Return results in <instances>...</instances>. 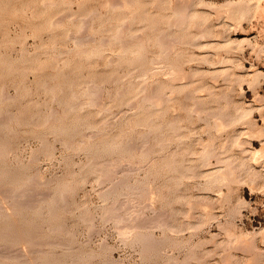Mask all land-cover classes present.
Returning <instances> with one entry per match:
<instances>
[{
    "label": "rangeland",
    "instance_id": "1",
    "mask_svg": "<svg viewBox=\"0 0 264 264\" xmlns=\"http://www.w3.org/2000/svg\"><path fill=\"white\" fill-rule=\"evenodd\" d=\"M128 1L0 0V264H264V0ZM122 22L135 42L127 51L113 43ZM158 39L170 56L156 65ZM92 80L101 91L88 103ZM160 86L173 102L155 103ZM205 112L215 116L209 124ZM173 120L183 129L164 126L169 140L160 142L159 126ZM206 143L216 150L209 164ZM224 156L233 177L210 182L207 172L229 164ZM187 165L198 175L182 177Z\"/></svg>",
    "mask_w": 264,
    "mask_h": 264
},
{
    "label": "bare ground",
    "instance_id": "2",
    "mask_svg": "<svg viewBox=\"0 0 264 264\" xmlns=\"http://www.w3.org/2000/svg\"><path fill=\"white\" fill-rule=\"evenodd\" d=\"M129 1H130V0H129ZM129 1H128V2H129ZM185 1H186V0H185ZM190 1H191V0H190ZM199 1H200V0H199ZM261 1H262V0H261ZM115 2H116V1H115ZM115 2H114V3H115ZM186 2H188V1H186ZM191 2H192V1H191ZM42 3H43V2H42ZM42 3H41V4H42ZM119 3H120V2H119ZM44 4H45V3H44ZM52 4H53V3H52ZM55 4H56V3H55ZM69 4H70V3H69ZM127 4H128V3H127ZM180 4H182V3H180ZM190 4H191V3H190ZM190 4H189V5H190ZM258 4H259V3H258ZM66 5H67V4H66ZM111 5H113V3H111ZM172 5H173V4H172ZM184 5H185V4H183V6H184ZM108 6H109V5H108ZM119 6H120V5H119ZM186 6H187V5H186ZM180 7H181V6H180ZM180 7L177 9V10H179V12L182 11V10L180 11ZM260 7H261V6H260ZM181 8H183V7H181ZM184 8H185V6H184ZM172 9H173V8H172ZM186 9L188 10V8H186ZM189 9H190V8H189ZM242 9H243V8H242ZM177 10H176V11H177ZM238 10H239V9H238ZM177 12H178V11H177ZM179 12H178V13H179ZM239 12H241V11H239ZM242 12H243V11H242ZM92 13H93V12H92ZM174 13H175V12H174ZM185 13H186V12H184V14H185ZM181 14H182V13H181ZM66 15H67V14H66ZM96 15H97V13H96ZM174 15L176 16V14H174ZM182 15H183V14H182ZM90 16H91V15H90ZM177 16L180 17V14L177 15ZM183 16H184V15H183ZM183 16H181V17H183ZM185 16H186V15H185ZM185 16H184V17H185ZM247 16H248V15H247ZM133 17H134V16H133ZM179 17H176V18H179ZM176 18H175V19H176ZM91 19H92V18H91ZM175 19H174V20H175ZM181 19H182V18H181ZM186 19H187V18H186ZM238 19H239V18H238ZM76 20H77V19H76ZM87 20H88V19H87ZM182 20H183V19H182ZM54 21H55V20H54ZM54 21H53V23H54ZM170 21H171V20H170ZM172 21H173V19H172ZM175 21H176V20H175ZM177 21H178V19H177ZM183 21H185V20H183ZM183 21H182V22H183ZM72 22H73V21H72ZM83 22H84V21H83ZM173 22H174V21H173ZM185 22H186V21H185ZM176 23H178V22H176ZM51 24H52V23H51ZM171 24H172V23H171ZM171 24H170V25H171ZM178 24H179V23H178ZM126 25H127V24H126ZM126 25H125V26H126ZM168 25H169V24H168ZM168 25H167V26H168ZM172 25H173V24H172ZM81 26H82V25H81ZM123 26H124V22L119 23V24H117V25L115 26V27H116L115 29H116V32H117V33L115 34V38L113 37V38H114V42H113V43H119V44L122 43L123 45L121 44V46H124V47H121V50H123V51H127V50H129V48L132 46V45H131V42H132V44H133V43L135 44V42L132 41V40H133V37H132V40H129V39H131L130 36H129V39L126 38V36H125V34H124L125 30H123L124 32L122 31V29L125 28V27L123 28ZM177 26H178V25H177ZM194 26H196V24H194ZM86 27H87V24H86ZM126 27H127V26H126ZM180 27H181V26H180ZM180 27H179V28H180ZM168 28H169V27H168ZM170 28H171V27H170ZM181 28H182V27H181ZM125 29H126V28H125ZM176 29H177V27H176ZM155 30H156V29H155ZM84 31H85V30H84ZM147 31H148V30H147ZM80 32H82V31H80ZM162 32H163V31H162ZM83 33H84V32H83ZM204 34H205V33H204ZM87 35H88V34H87ZM138 35H139V34H138ZM88 36H89V35H88ZM133 36H134V35H133ZM163 36H164V35H163ZM197 36H198V35H197ZM199 36H200V35H199ZM203 36H204V35H203ZM127 37H128V36H127ZM135 37H136V36H135ZM159 37H161V36H159ZM204 37H205V36H204ZM72 38H74V37H72ZM81 38H83V37H81ZM136 38H138V37H136ZM136 38H134V39H136ZM193 38H194V37H193ZM196 38H197V37L195 36V39H196ZM206 38H207V37H206ZM78 39H79L78 42L82 44V41H83V40H80V38H78ZM88 39H89V38H88ZM88 39H87V41H89ZM104 39H105V38H104ZM104 39L102 40L103 43H104V44H102V47H103V45L105 46V43H106V45H107V41H106V40H108V39H106L105 42H104ZM142 39H143V38H142ZM156 39H157V38H156ZM156 39H155V40H156ZM160 39L163 40L164 38L162 37V38H160ZM170 39H172V38H170ZM198 39H199V38H198ZM75 40H77V36L75 37ZM139 40H140V39H139ZM85 41H86V39H85ZM90 41H91V39H90ZM102 41H101V42H102ZM108 41H109L108 43H110V40H108ZM130 41H131V42H130ZM156 41H157V40H156ZM160 41H161V40H160ZM160 41H159V39H158V42H160ZM165 41H166V40L164 39V41H163L164 44H166ZM173 41H174V40H173ZM193 41H194V39H193ZM198 41H199V40H198ZM78 42H77V43H78ZM93 42H94V41H93ZM143 42H144V41H143ZM166 42H168V40H167ZM174 42H175V41H174ZM176 42H177V41H176ZM85 43H86V42H85ZM156 43H157V42H156ZM177 43H178V42H177ZM225 43H226V42H225ZM74 44H75V43H74ZM83 44H84V41H83ZM88 44H89V43H88ZM136 44H137V43H136ZM160 44H161L160 49L162 48V50H160L161 53H157V54H159V55H158V57H155V58L153 59L154 61H153L152 63H155V64H156L157 61L160 60V62H161V60H163V59L165 60V59H167V57L170 56V54H169V56H168V54H167V51H168L167 48H168V47H167V48H166V47H163V46H162V44H163L162 42H160V43L158 44V46H159ZM164 44H163V45H164ZM167 44H168V43H167ZM167 44H166V45H167ZM191 44L193 45V43H191ZM195 44H196V43H195ZM198 44H199V43H198ZM98 45H99V44H98ZM111 45H112V44H111ZM128 45H131V46H128ZM139 45H140V44H139ZM127 46H128V47H127ZM133 46H134V45H133ZM133 46H132V47H133ZM110 47H111V46H110ZM140 48H141V47H140ZM198 48H199V47H198ZM209 49H210V48H209ZM94 50H95V49H94ZM78 51H79V50H78ZM80 51H82V50H80ZM123 51H122V52H123ZM136 51H137V50H136ZM141 51L143 52L142 49H141ZM145 51H146V50H145ZM145 51H144V52H145ZM76 52H77V51H76ZM82 52L84 53V49H83ZM82 52H81V53H82ZM94 52H95V51H94ZM98 52H99V51H98ZM98 52H97V53H98ZM106 52H107V51H106ZM138 52H139V54L142 53V52H140V50H138ZM138 52H137V53H138ZM144 52H143V53H144ZM177 52H179V51H177ZM181 52H182V51H181ZM22 53H25V52H22ZM22 53H21V54H22ZM70 53H71V52H70ZM73 53H75V52H73ZM79 53H80V52H79ZM81 53H80V54H81ZM83 53H82V54H83ZM85 53H86V50H85ZM101 53H102V52H101ZM120 53H121V52H120ZM133 53H135V52H133ZM147 53H148V52H147ZM90 54H91V53H90ZM98 54H100V53H98ZM102 54H103V53H102ZM124 54H125V53H124ZM174 54H175V53H174ZM176 54H177V53H176ZM193 54H194V53H193ZM142 55H143V54H142ZM142 55L140 54V56H142ZM178 55H179V54H178ZM180 55H181V54H180ZM125 56H126V55H125ZM132 56H133V55H132ZM52 57H53V56H52ZM144 57H145V56H144ZM202 57H203V56H202ZM112 58H113V57H112ZM144 59H145V58H144ZM168 59H169V58H168ZM170 59H171V58H170ZM196 59H197V58H196ZM120 60H121V59H120ZM164 60H163V62H166V61H164ZM180 60H181V59H180ZM204 60H205V59H204ZM206 60H207V59H206ZM206 60H205V61H206ZM108 61H109V60H108ZM110 61H113V60L111 59ZM151 61H152V60H151ZM151 61H150V62H151ZM205 61H204V62H205ZM117 62H118V61H117ZM168 62H169V61H167V63H168ZM175 62H176V61H175ZM173 63H174V61H173ZM173 63H172V64H173ZM189 63H190V62H189ZM117 64H119V63H117ZM169 64H170V63H169ZM169 64H168V65H169ZM135 65H136V63H135ZM151 65H153V64H151ZM156 65H157V64H156ZM171 67H172V66H171ZM162 68H163V67H162ZM157 69H158V67H157ZM159 69H161V68H159ZM174 69H175V68H174ZM176 70H177V69H176ZM156 71H157V70H156ZM163 71H164V70H163ZM150 72H152V71H150ZM158 72H159V71H158ZM161 72H162V70H161ZM179 72H180V71H179ZM219 72H220V71H219ZM26 73H27V71H26ZM170 73H173V71H171ZM177 73H178V72H177ZM132 74H134V73L132 72ZM146 74H147V73H146ZM156 74H157V72H156ZM165 74H166V73H165ZM167 74H168V73H167ZM167 74H166V75H167ZM175 74H176V72H175ZM186 74H187V73H186ZM254 74H255V73H254ZM172 75L175 76L174 73H173ZM187 75H189V74H187ZM255 75H256V74H255ZM66 76H67V75H66ZM142 76H143V75H142ZM164 76H165V75H164ZM169 76H170V75H169ZM176 76H177L178 78L180 77V75L178 76L177 74H176ZM176 76H175L174 78H176ZM199 76H200V75H199ZM256 76H257V75H256ZM256 76H254V79H255ZM188 77H189V76H188ZM201 77H202V76H201ZM252 77H253V76H252ZM257 77H259V75H258ZM166 78H167V77H166ZM180 78H181V77H180ZM185 79H186V75H185ZM212 79H213V78H212ZM254 79H253V81H254ZM143 80H144V79H143ZM167 80H168V79H167ZM171 80H172V79H171ZM174 80H175V79H174ZM233 80H234V79H233ZM256 80H257V79H256ZM23 81H24V80H23ZM92 81H93L94 83H93ZM92 81H91V84L93 83L94 86H93V85H92V86H89V84H90L89 82H88V83H89V84H88L89 87L87 86V93H88L89 95H93V97L90 96L91 99L88 97V98H89V102H88V103H90V102L92 103V99L95 101V100L98 98V96H97V98H96L95 96L98 94V92L100 93V91H101V90H100L101 85H100L99 83L97 84L94 80H92ZM146 81H147V80H146ZM146 81H145V83H146ZM168 81H169V80H168ZM177 82H178V80H177ZM254 82H255V81H254ZM145 83H144V84H145ZM172 83H174V82H172ZM252 83H253V82H252ZM91 84H90V85H91ZM130 84H131V83H130ZM186 84H188V83H186ZM95 85H96V86H97V85L100 86L99 89L96 88ZM133 85H134V84H133ZM145 85H146V84H145ZM197 85H198V84H197ZM197 85H196V86H197ZM71 86H72V85H71ZM152 86H153V85H152ZM154 86H155V85H154ZM203 86L206 87L207 85H203ZM85 87H86V86H85ZM85 87H84V89L86 90ZM141 87H142V86H140V88H141ZM165 87H166V86H165ZM165 87L160 86V88L158 89L159 92H160V94H159V95H160V97H159L160 99H158L157 101L154 100L155 103H156V102L158 103V101H161V102H164V103H165L167 100L170 101V102H171V101L173 102L172 99L169 100L170 96H167V93H166V91L164 90ZM182 87H183V86H182ZM50 88H51V87H50ZM52 88H53V87H52ZM140 88H139V89H140ZM153 88H154V87H153ZM155 88H158V86L155 87ZM175 88H176V87H175ZM179 88H180V86H179ZM193 88H194V87H192V90L194 91ZM203 88H204V87H203ZM4 89H5V88H4ZM4 89H3V90H4ZM97 89H98V92H97ZM141 89H142V88H141ZM143 89H144V88H143ZM151 89H152V88H151ZM169 89H170V88H169ZM180 89H181V88H180ZM195 89H196V87H195ZM200 89H201V87L199 88V91H200ZM158 90H157V91H158ZM201 90H202V89H201ZM203 90H204V89H203ZM205 90H206V88H205ZM205 90H204V91H205ZM207 90H208V88H207ZM209 90H210V89H209ZM209 90H208V91H209ZM211 90H212V89H211ZM211 90H210V92H211ZM155 91H156V90H155ZM176 91H177V90H176ZM185 91H186V90H185ZM195 91H196V90H195ZM2 92H3V91H2ZM2 92H1V93H2ZM96 92H97V93H96ZM142 92H144V91H142ZM145 92H146V89H145ZM164 92H165V93H164ZM167 92H168V91H167ZM74 93H75V92H74ZM95 93H96V94H95ZM117 93H118V92H117ZM147 93H148V91H147ZM161 93H163V94H161ZM173 93H174V92H173ZM196 93H197V92H196ZM198 93H199V92H198ZM206 93H207V92H206ZM2 94H3V93H2ZM4 94H6V93H4ZM53 94H54V93H53ZM72 94H73V93H72ZM121 94H122V93H121ZM140 94H141V93H140ZM152 94H153V93H152ZM157 94H158V93H157ZM165 94H166V95H165ZM171 94H172V93H171ZM73 95H74V94H73ZM94 95H95V96H94ZM98 95H99V94H98ZM101 95H102V94H101ZM154 95H155V94H154ZM192 95H195V94H192ZM99 96H100V95H99ZM147 96H148V95H147ZM165 96H167V97H165ZM187 96H188V95H187ZM190 96H191V95H190ZM209 96H210V95H209ZM211 96H213V95H211ZM211 96H210V97H211ZM94 97H95V98H94ZM137 97H138V96H137ZM154 97H155V96H154ZM168 97H169V98H168ZM171 97H172V95H171ZM193 97H194V96H192L191 98H193ZM195 97L197 98V96H195ZM195 97H194V98H195ZM200 97H201V96H200ZM1 98H2V97H0V99H1ZM3 98H4V96H3ZM5 98H6V97H5ZM73 98H74V97H73ZM75 98H76V97H75ZM140 98H141V97H140ZM157 98H158V97H157ZM184 98H185V97H184ZM188 98H189V97H188ZM194 98H193V99H194ZM203 98H204V97H203ZM55 99H56V98H55ZM85 99H86V98H85ZM155 99H156V98H155ZM161 99H163V101H162ZM193 99H192V100H193ZM11 100H12V99H11ZM98 100H99V99H98ZM142 100H143V99H142ZM149 100H150V99H149ZM192 100H191V101H192ZM194 100H197V99H194ZM199 100L202 101L203 99H199ZM78 101H79V100H78ZM154 101H153V102H154ZM168 101H167V102H168ZM203 101H205V99H204ZM4 102H5V101H4ZM60 102H61V101H60ZM99 102H100V101H99ZM130 102H131V101H130ZM133 102H134V100H133ZM161 102H160V103H161ZM194 102H195V103H198V100H197V101H194ZM78 103H79V102H78ZM84 103H85V102H84ZM88 103H87V104L85 103V104L88 105ZM96 103H98V101H97ZM134 103H135V102H134ZM174 103H175V102H174ZM204 103H205V102H204ZM204 103L202 102V103H200V104H204ZM207 103H208V102H207ZM207 103H205V104H207ZM76 104H77V103H76ZM76 104H73V105L71 104L72 106H70V105H69V106H70V108L73 110L74 108H76ZM85 104H84V106H85ZM131 104H132V103H131ZM145 104H146V103H145ZM152 104H153V103H151V106H152ZM181 104H182V103H181ZM95 105H96V104H95ZM95 105H94V106H95ZM97 105H98V104H97ZM135 105H136V104H135ZM161 105H162V104H161ZM183 105H184V104H183ZM194 105H195V104H194ZM208 105H209V104H208ZM82 106H83V105H82ZM91 106H93V105H91ZM101 106H102V105H101ZM128 106H129V105H128ZM138 106H139V105H138ZM151 106H150V107H151ZM0 107H1V106H0ZM153 107H154V105H153ZM153 107H152V108H153ZM159 107H160V106H159ZM162 107H163V106H162ZM179 107H180V106H179ZM183 107H184V106H183ZM48 108H49V107H48ZM135 108H136V107H135ZM145 108H146V107H145ZM160 108H161V107H160ZM192 108H193V107H192ZM192 108H191V109H192ZM210 108H211V107H210ZM210 108H209V109H210ZM100 109H101V108H100ZM102 109H103V107H102ZM105 109H106V108H105ZM105 109H104V110H105ZM124 109H125V108H124ZM129 109H130V108H129ZM153 109H155V108H153ZM157 109H158V107H157ZM162 109H163V108H162ZM179 109H181V108H179ZM188 109H189V108H187V110H188ZM204 109H205V108H204ZM51 110H52V108H51ZM106 110L108 111V109H106ZM158 110H160V109H158ZM158 110H157V111H158ZM184 110H185V108H184ZM198 110H199V108H198ZM200 110H201V109H200ZM207 110H208V107H207V109H206L205 111H207ZM53 111H54V110H53ZM127 111H128V110H127ZM129 111H130V110H129ZM154 111H155V110H154ZM167 111H168V110H167ZM188 111H189V110H188ZM191 111L194 112V110H190V114H191ZM203 111H204V110H203ZM210 111H212V110H210ZM110 112H111V111H110ZM160 112L162 113L163 111L160 110L159 113H160ZM195 112H197V111H195ZM200 112H201V111H200ZM221 112H222V111H221ZM6 113H7V112H6ZM52 113H53V112H52ZM164 113H165V112H164ZM188 113H189V112H188ZM197 113H198V112H197ZM205 113H206V112H205ZM205 113H203V114H205ZM207 113H208V112H207ZM207 113H206V115H205L206 117L209 115V114H207ZM209 113L211 114L212 112H209ZM10 114H11V113H10ZM121 114H122V112H121ZM165 114H166V113H165ZM165 114H164V115H165ZM167 114H168V113H167ZM190 114H189V115H190ZM198 114H199V113H198ZM213 114H214V113H213ZM215 114L217 115V114H219V112H217V113H215ZM215 114H214V115H215ZM1 115H2V114H1ZM155 115H156V114H154V116H155ZM157 115H159V114H157ZM157 115H156V116H157ZM162 115H163V113H162ZM191 115H192V114H191ZM242 115H243V114H240L241 117H243ZM5 116H6V115H5ZM156 116H155L154 118L157 119ZM160 116H161V115H159L158 117H160ZM203 116H204V115H203ZM203 116H202V117H203ZM205 116H204V118H205ZM209 116H210V115H209ZM217 116H220V114L217 115ZM12 117H13V116H12ZM211 117H212V118H213V117L215 118V116H213V115H211ZM211 117H210V118H211ZM249 117H250V116H249ZM150 118H151V117H150ZM150 118H149V119H150ZM204 118H203V119H204ZM210 118L208 119V117H207L206 121H208V120L210 121V120H211ZM224 118H225V117H224ZM237 118H240V117L237 115L234 119H237ZM243 118H244V117H243ZM246 118H247V117H246ZM9 119H10V118H9ZM9 119H8L7 121H10ZM11 119H12V118H11ZM216 119H217V118H216ZM220 119H221V118H220ZM220 119H219V120H220ZM222 119H223V118H222ZM241 119H242V118H241ZM241 119H240V120H241ZM2 120L4 121V120H6V119H2ZM150 120H151V119H150ZM175 120H177V118H176ZM189 120H190V119H189ZM201 120H202V119H201ZM213 120H214V119H212V121H213ZM228 120H233V119H228ZM244 120H245V119H244ZM7 121H6V122L4 121V122L2 123V124L4 125V127H5V124H7ZM46 121H47V120H46ZM54 121H55V120H54ZM107 121H109V120H107ZM118 121H119V120H118ZM128 121H129V120H128ZM167 121H169V120H167ZM170 121H171V120H170ZM182 121H183V120H182ZM182 121H181V122H182ZM221 121H222V120H221ZM221 121H216V120H214L213 122H215V123H214V125L212 124L213 127H218L217 129H219V128H221V127H222V128L225 127V125L223 124L225 121L223 120L224 122H222V123H221ZM238 121H239V120H238ZM173 122H174V123H171V122H170L171 124L168 123L169 125H168V124H167V125H163L162 123H159V124H162L161 126H159L160 129H159L158 126L156 125V126H157L156 128L159 129V130H158V129H156V130H158V132L160 133L159 135H160V137H161V138H160V142H161V140H162V141H163V140H164V141H167V139H168V138L165 139V138L167 137V134H165V133L163 132L164 129H165L164 126H167V128H168V129L166 128L167 130H175V131H176V130L178 129V132H180V129H181V128L183 129V126H179L178 124H176V123H177L176 121L173 120ZM183 122H184V121H183ZM4 123H5V124H4ZM22 123H24V122L22 121ZM106 123H107V122H106ZM108 123H109V122H108ZM164 123H165V122H164ZM178 123H180V122L178 121ZM205 123H206V122H205ZM207 123L209 124V123H211V121H210V122H207ZM235 123H236V121H235ZM2 124H1V125H2ZM104 124H105V123H104ZM188 124H189V123H188ZM222 124H223L224 126H223ZM233 124H234V123H233ZM125 125H126V124H125ZM181 125H183V124H181ZM6 126H7V125H6ZM141 126H142V125H141ZM227 126H228V125H227ZM227 126H226V127H227ZM1 127H2V126H1ZM180 127H181V128H180ZM202 127H203V126H202ZM211 127H212V126H211ZM88 128H90V127H88ZM2 129H3V127H2ZM188 129H190V128H188ZM203 129H204V128H203ZM217 129H216V130H217ZM88 130H89V129H88ZM190 130H193V129H190ZM190 130H189V131H190ZM1 131H2V130H1V128H0V132H1ZM99 131H100V130H99ZM127 131H128V130H127ZM148 131H149V130H148ZM165 131H166V130H165ZM175 131H174V133H175ZM189 131H188V132H189ZM24 132H25V131H24ZM96 132H97V130H96ZM158 132H157V133H158ZM166 132H167V131H166ZM190 132H191V131H190ZM192 132H196V130H195V131H192ZM192 132H191V133H192ZM197 132H198V131H197ZM2 133H4V132L2 131ZM216 133H217V131H216ZM94 134H95V133H94ZM101 134H102V133H101ZM101 134H100V135H101ZM105 134H106V133H105ZM105 134H104V135H105ZM143 134H145V133H143ZM87 135H88V134H87ZM89 135H90V133H89ZM89 135H88V136H89ZM95 135H96V134H95ZM106 135H107V134H106ZM106 135H105V136H106ZM141 135H142V134H141ZM153 135H154V134H153ZM175 135H178V133H176ZM181 135H182V134H181ZM1 136H2V135H1ZM146 136H149V135H146ZM146 136H145V137H146ZM182 136H183V135H182ZM189 136H190V135H189ZM189 136H188V138H189ZM207 136H208V135H207ZM93 137H94V135H93ZM142 137H143V136H142ZM155 137H156L157 139L159 138L158 136H155ZM175 137H176V136H175ZM178 137L180 138L181 136H177V138H178ZM186 137H187V136H186ZM227 137H228V136H227ZM91 138H92V137H91ZM127 138H128V137H127ZM182 138H185V136H183ZM182 138H181V139H182ZM147 139H148V138H147ZM181 139H180V140H181ZM200 139H201V138H200ZM65 140H66V139H65ZM168 140H169V139H168ZM180 140H179V141H180ZM186 140H187V139H186ZM3 141H4V140H3ZM70 141H71V140H70ZM82 141H83V140H82ZM164 141H163V142H164ZM170 141H171V140H170ZM172 141H173V138H172ZM174 141H175V140H174ZM182 141H183V140H182ZM184 141H185V140H184ZM199 141H200V140H199ZM206 141H207V140H206ZM210 141H212V139H211ZM225 141H227V140H225ZM64 142H65V141H64ZM66 142H67V141H66ZM66 142H65V143H66ZM142 142H143V141H142ZM176 142H177V141H176ZM180 142H181V141H180ZM223 142H224V141H223ZM1 143H2V142H1ZM67 143H68V142H67ZM128 143H129V142H128ZM164 143H165V142H164ZM209 143H210V142H209ZM209 143H208V144H209ZM3 144H4V143H3ZM44 144H45V143H44ZM110 144H111V143H110ZM110 144H109V145H110ZM121 144H122V143H121ZM156 144H157V143H156ZM181 144H183V142H182ZM211 144H212V143H211ZM70 145H71V144H70ZM145 145H146V144H145ZM159 145L161 146V144H159ZM178 145H179V144H178ZM188 145H189V144H188ZM201 145H202V146H205V145H206L205 148L203 147L204 150H203V151H202V150L200 151V152H202V153H201V156L203 155V157H200V158H202L203 161H206L207 159H209V157H210L211 155H212V156L215 155V151H216V150L214 151V149H215L214 147H212V146H211V147L208 146L207 143H206L205 145H204V144H201ZM209 145H210V144H209ZM212 145H213V144H212ZM71 146H72V145H71ZM119 146H120V145H119ZM146 146H147V145H146ZM146 146H144V147H146ZM166 146H167V144H166ZM108 147H110V146H108ZM111 147L113 148L112 145H111ZM133 147H134V146H133ZM141 147H143V146L141 145ZM162 147H163V146H162ZM7 148H8V147H7ZM114 148H115V147H114ZM126 148H127V147H126ZM137 148H138V147H137ZM147 148H148V147H147ZM186 148H187V147H186ZM186 148H185V149H186ZM213 148H214V149H213ZM101 149H102V148H101ZM110 149H111V148H110ZM116 149H117V148H116ZM134 149H135V148H134ZM141 149H142V148H140V150H141ZM143 149H144V148H143ZM143 149H142V150H143ZM161 149H162V148H160V150H161ZM9 150H10V149H9ZM122 150H123V149H122ZM172 150H173V149H172ZM176 150H178V149H176ZM186 150H187V149H186ZM188 150H189V152H190V151H192L193 149H192V150L188 149ZM108 151H109V150H108ZM127 151H128V150H127ZM150 151H151V150H150ZM168 151H169V150H168ZM255 151H256V150H255ZM125 152H126V151H125ZM139 152H140V151H139ZM145 152H146V151H145ZM174 152L176 153V151H174ZM174 152H172V153H174ZM181 152L184 153L183 151H181ZM185 152H186V151H185ZM187 152H188V151H187ZM193 152H194V150H193ZM155 153H156V152H155ZM190 153H191V152H190ZM190 153H189V154H190ZM194 153H195V152H194ZM255 153H257V154L259 155V154H261V151H260V150H259V151L257 150ZM262 153H264V152H262ZM178 154H180L179 151H177V154H176V155H178ZM199 154H200V153H199ZM217 154H218V153H217ZM221 154H222V152H221L219 155H221ZM162 155H163V154H162ZM170 155H171V154H170ZM176 155L174 154V159H175V160H176V158H175ZM181 155H183V154H181ZM187 155H188V153H187ZM219 155H218V157H219ZM222 155H223V154H222ZM166 156H167V155H166ZM166 156H165V157H166ZM171 156H173V155H171ZM178 156H179V155H178ZM184 156H185V155H184ZM215 156H216V155H215ZM215 156H214V157H215ZM261 156H262V154H261ZM263 156H264V154H263ZM119 158H120V157H119ZM184 158H185V157L181 158V159H183V160L178 159V160H176V161H177L178 163H181V164H182V161L185 160ZM200 158H199V159H200ZM210 158H211V157H210ZM221 158H225V156H224V157H220V159H221ZM257 158H258V157H257ZM31 159H32V158H31ZM31 159H30V160H31ZM105 159H106V158H105ZM174 159H172L173 163H174ZM228 159H229V158H228ZM30 160H29V161H30ZM34 160H35V159H34ZM37 160H38V159H36V161H37ZM165 160H166V159H165ZM180 160H181V161H180ZM221 160L223 161V159H221ZM225 160H227V159H225ZM94 161H95V160H94ZM94 161H93V162H94ZM114 161H116V160H114ZM114 161H113V162H114ZM169 161H171V159H170ZM169 161H168V162H169ZM172 161L170 162V164L172 163ZM31 162H33V161L31 160ZM90 162H91V161H90ZM118 162H119V161H118ZM177 162H176V163H177ZM194 162H195V161H194ZM209 162H210V159H209V161H208V164H209ZM220 162H221V161H220ZM229 162H231V161L228 160L227 162H226V161H225V162L223 161V162H221V163H222V165H223V163H225V164L227 163V164H228ZM99 163H100V162H99ZM103 163H104V162H103ZM108 163H109V161H108ZM111 163H112V162H111ZM116 163H117V161H116ZM116 163H115L114 165H116ZM133 163H134V162H133ZM88 164H89V163H88ZM88 164H87V165H88ZM92 164H95V163H92ZM97 164H98V163H97ZM97 164H96V166H97ZM106 164H107V163H106ZM106 164H105V165H106ZM109 164H110V163H109ZM120 164H121V162H120ZM122 164H123V163H122ZM128 164H130V163H128ZM166 164H168V163H166ZM170 164H168V165H170ZM203 164H204V165L206 164V166H207V163L204 162ZM212 164H213V163H212ZM225 164H224V165H225ZM227 164H226V165H227ZM98 165H99V164H98ZM101 165L103 166L102 163H101ZM110 165H111V164H110ZM110 165H109V166H110ZM229 165H230V163L227 165V167L224 166L226 171H224V167H223V168L221 167L222 171H224V172L220 171V169H218V168H216V169H218V171H215V172H214L213 169H212L213 173H212V172H207L206 174L210 173L209 175H210V176H213V177L209 178L208 180H210V182H211V181H212V182H218V181L221 179V177H222V176H221L222 173L225 175V174H228L229 171H231L230 167L228 168ZM102 166H101V167H102ZM192 166H193V165H192ZM199 166H200V165H199ZM94 167H95V165H94ZM98 167H99V166H98ZM111 167H112V166H111ZM114 167H115V166H114ZM114 167H113V168H114ZM201 167H202V166H201ZM95 168H96V167H95ZM95 168H94V170H95ZM108 168H109V167H108ZM113 168H112V169H113ZM140 168H141V167H140ZM177 168L180 169L181 166H180V167L178 166ZM202 168H203V167H202ZM202 168H201V170L199 169V170L201 171V173H202V170H203ZM204 168H205V167H204ZM226 168H228L229 170L227 171ZM231 168H232V167H231ZM97 169H98L97 171L100 170L99 168H97ZM104 169H105V168H103V171H104ZM112 169H111V170H112ZM216 169H215V170H216ZM109 170H110V169H109ZM175 170H176V169H175ZM207 170H208V169H207ZM106 171H108V169H107ZM112 171H113V170H112ZM115 171H116V170H115ZM125 171H126V170H125ZM125 171H124V172H125ZM181 171H182V173H183V174L180 173V174L182 175V177H185V178H186V176H188V175H189V176H191V175H195L196 168H195V167H189V166L187 165L186 167H185V166H182V169H180V172H181ZM197 171H198V170H197ZM208 171H209V170H208ZM234 171H235V170H234ZM99 172H101V171H99ZM116 172H117V171H116ZM122 172H123V171H122ZM122 172H121V173H122ZM132 172H133V171H132ZM176 172H179V170L176 171ZM203 172H204V171H203ZM219 172H220V174H219ZM147 173H148V172H147ZM187 173H188V175H187ZM193 173H194V174H193ZM231 173H232V174H231ZM231 173L228 174V175H229V176H232L234 172H231ZM100 174H101V173H100ZM105 174H106V173H105ZM190 174H191V175H190ZM196 174H197V173H196ZM206 174H204V175H206ZM212 174H214V175H212ZM108 175H109V174H108ZM111 175H113V174H111ZM183 175H184V176H183ZM197 175H198V174H197ZM197 175H195V176H197ZM209 175H207V176H209ZM105 176H106V175H105ZM207 176H206V177H207ZM210 176H209V177H210ZM100 177L102 178V176H100ZM107 177H108V176H107ZM124 177H125V176H124ZM124 177H123V178H124ZM149 177H150V176H149ZM224 177H226V176H223V177H222V179H221L222 182L224 181V180H223ZM232 177H233V176H232ZM126 178H127V177H126ZM153 178H154V177H153ZM192 178H193V177H192ZM212 178H213V179H212ZM32 179H33V178H32ZM32 179H31V180H32ZM232 179H233V178H232ZM27 180H28V178H27ZM105 180H108V179H105ZM114 180H115V179H114ZM114 180H113V182H114ZM116 180H117V179H116ZM121 180L123 181L124 179H121ZM121 180H120V181H121ZM126 180H127V179H126ZM135 180H136V179H135ZM164 180H165V179H164ZM171 180H172V179H171ZM229 180H230V179H229ZM24 181H25V180H24ZM29 181H30V180H29ZM32 181H33V180H32ZM32 181H31V182H32ZM35 181H36V180H35ZM118 181H119V180H118ZM124 181H125V180H124ZM151 181H152V180H151ZM226 181H227V179H226ZM232 181H233V180H232ZM235 181H236V180H235ZM31 182H30V183H31ZM97 182H98V181H97ZM103 182H104V181H103ZM208 182H209V181H208ZM219 182H220V181H219ZM222 182H221V183H222ZM227 182H229V181H227ZM35 183H37V182H35ZM38 183H39V182H38ZM125 183H126V182H125ZM132 183H133V182H132ZM175 183H176V182H175ZM28 184H29V183H28ZM104 184H105V183H104ZM136 184H137V183H136ZM142 184H143V183H142ZM144 184H145V183H144ZM152 184H153V183H152ZM177 184H178V183H177ZM24 185H25V184H23V186H24ZM42 185H43V184H42ZM111 185H112V184H111ZM113 185H114V184H113ZM113 185H112V186H113ZM121 185H122V184H121ZM121 185H120V186H121ZM126 185H127V184H126ZM157 185H158V184H157ZM26 186H27V185H26ZM34 186H35V185H34ZM107 186H108V185H107ZM107 186H106V187H107ZM134 186H135V185H134ZM9 187H11V186H9ZM24 187H25V186H24ZM30 187H31V186H30ZM66 187H67V186H66ZM117 187H118V185H117ZM136 187H137V186H136ZM142 187H143V186H142ZM142 187H141V189H142ZM148 187H149V186H148ZM168 187H170V186L168 185ZM179 187H180V186H179ZM22 188H23V187H22ZM32 188H33V186H32ZM119 188H120V187H119ZM128 188H129V187H128ZM131 188H132V187H131ZM137 188H138V187H137ZM143 188H144V187H143ZM204 188H205V187H204ZM26 189H28V188H26ZM107 189H108V188H107ZM132 189H133V188H132ZM134 189H135V188H134ZM138 189H139V188H138ZM148 189H149V188H148ZM168 189H169V188H167V190H168ZM15 190H16V189H15ZM15 190L12 189V188H10V189H8V192L12 195V198L16 200V197H17V196L20 197V196H19L20 194L18 195V193H16L17 190H16V191H15ZM33 190H34V189H33ZM67 190H68V189H67ZM103 190H104V189H103ZM114 190L117 191L116 187H115ZM121 190H122V189H121ZM4 191H5V194L3 193V191H1V193H3L2 195H3V196H7V195H8V194H6V191H7V190L4 189ZM45 191H46V190H45ZM65 191H66V190H65ZM106 191H107V190H106ZM106 191H105V194H107V196L110 197V195H111V193H112L111 189L109 190V193H110V191H111L110 195H108V193H106ZM129 191H130V189H129ZM129 191H128V196H129ZM134 191H135V190H134ZM141 191H142V190H141ZM147 191H148V190H147ZM156 191H157V188H156ZM21 193H23V191H21ZM119 193H120V191H119ZM163 193H164V191H163ZM47 194H48V193H47ZM64 194H65V193H64ZM112 194H114V193H112ZM124 194H125V191H124ZM24 195H25V194H24ZM38 195H39V194H38ZM42 195H44V194H42ZM42 195H41V196H42ZM48 195H49V194H48ZM60 195H61V194H60ZM66 195H67V194H66ZM68 195H69V194H68ZM131 195H132V194H131ZM138 195H139V194H138ZM146 195H147V194H146ZM156 195H157V194H156ZM176 195H177V194H176ZM0 196H1V195H0ZM8 196H9V195H8ZM21 196H23V194H22ZM26 196H28V195H25V197H26ZM107 196L105 195L106 199H107ZM113 196H114V195H113ZM126 196H127V194H126ZM132 196H133V195H132ZM182 196H183V195H182ZM25 197H24V198H25ZM28 197H29V196H28ZM28 197H27V198H28ZM42 197H43V196H42ZM53 197H54V196H53ZM63 197H64V196H63ZM178 197H179V196H178ZM9 198H10V197H9ZM9 198H8V199H9ZM61 198H62V197H61ZM25 199H26V198H25ZM31 199H32V198H31ZM103 199H104V197H103ZM183 199H184V198H183ZM40 200H41V199H40ZM43 200H44V199H43ZM46 200H47V199H46ZM51 200H52V199H51ZM62 200H63V199H61V201H62ZM64 200H65V199H64ZM104 200H105V199H104ZM104 200H103V201H104ZM132 200H133V199H132ZM158 200H159V199H158ZM170 200H171V199H170ZM177 200H178V199H177ZM27 201H30V200H26V202H27ZM33 201H34V200H33ZM33 201H32V202H33ZM54 201H55L54 203H56V200H54ZM65 201H66V200H65ZM105 201H106V200H105ZM1 202H2V201H1ZM17 202H18V200H17ZM30 202H31V201H30ZM36 202L38 203V201H36ZM41 202H42V201H41ZM5 203H6V202H5ZM10 203H11V202H10ZM18 203H19V202H18ZM20 203H21V201H20ZM22 203H25V202H23V200H22ZM27 203H28V202H27ZM27 203H26V204H27ZM62 203H63V201H62ZM64 203H65V202H64ZM104 203H105V202H104ZM109 203H110V202H109ZM114 203H115V202H114ZM125 203H126V202H125ZM125 203H124V205H125ZM128 203H129V202H128ZM133 203H134V202H133ZM196 203H197V202H196ZM11 204H12V203H11ZM13 204H14V203H13ZM42 204H43V202H42ZM71 204H72V203H71ZM131 204H132V203H131ZM147 204H148V203H147ZM201 204H202V203H201ZM43 205H44V204H43ZM115 205H116V204H115ZM143 205L145 206L146 204H143ZM151 205H152V204H151ZM202 205H203V204H202ZM1 206L3 207V204H2ZM1 206H0V207H1ZM11 206H12V205H11ZM22 206H23V205H22ZM26 206H27V205H26ZM39 206H40V205H39ZM51 206H52V205H51ZM54 206H55V205H54ZM54 206H53V207H54ZM133 206H134V205H133ZM144 206H143V207H144ZM194 206H195V204H194ZM40 207H41V206H40ZM42 207H44V206H42ZM55 207H56V206H55ZM108 207H109V206H108ZM110 207H111V206H110ZM110 207H109V208H110ZM116 207H119V206H116ZM120 207H121V206H120ZM207 207H208V206H207ZM13 208H14V206H13ZM24 208H25V207H24ZM29 208H30V207H29ZM37 208H38V206H37ZM58 208H59V207H58ZM64 208H65V207H64ZM79 208H80V207H79ZM106 208H107V206H106ZM109 208H107L108 210H106V209L104 208V210L110 212V215H113V214L115 213L114 218H115V216L117 217V216L119 215V217L116 218V219L118 220V219L120 218V214H117V213H116L117 209H114L115 206H113L112 209H111V208L109 209ZM124 208H125V207H124ZM149 208H150V207H149ZM149 208H148V209H149ZM195 208H196V207H195ZM5 209H6V208H5ZM39 209H41V208H39ZM122 209H123V208H122ZM128 209H129V207L127 208V210H128ZM143 209H144V208H143ZM145 209H146V208H145ZM183 209H184V208H183ZM200 209H201V208H200ZM0 210H2V209H0ZM22 210H23V209H22ZM109 210H110V211H109ZM134 210H135V209H134ZM149 210H150V209H149ZM176 210H177V209H176ZM52 211H54V210H52ZM106 211H105V213H106ZM120 211H121V210H120ZM120 211L118 210V213H121ZM190 211H191V210H190ZM125 212H126V210H125L123 213H125ZM128 212H129V211H128ZM128 212H127V213H128ZM153 212H154V211H153ZM156 212H157V211H156ZM130 213H131V212H130ZM107 214H108V216H109V213H107ZM138 214H139V212H138ZM171 214H172V213H171ZM2 215H3V214H2ZM89 215L92 216V214H89ZM105 215H106V214H105ZM125 215H126V214H125ZM86 216H87V215H86ZM103 216H104V215H103ZM122 216H123V215H122ZM122 216H121V217H122ZM134 216H135V215H134ZM190 216H191V215H190ZM209 216H210V215H209ZM88 217H89V216H88ZM123 217H124V216H123ZM126 217H127V216H126ZM138 217H140V216H138ZM143 217H144V216H143ZM159 217H160V216H159ZM183 217H184V216H183ZM186 217H187V216H186ZM210 217H211V216H210ZM101 218H102V216H101ZM141 218H142V217H141ZM189 218H190V217H189ZM193 218H194V217H193ZM83 219H84V218H83ZM112 219H113V218H112ZM120 219H121V218H120ZM120 219H119V220H120ZM206 219H207V218H206ZM106 220H107V219H106ZM121 220H123V218H122ZM128 220H129V218H128ZM136 220H137V219H136ZM87 221H89V220H87ZM114 221H116V220H114ZM126 221H127V218H126ZM132 221H133V220H132ZM154 221H155V220H154ZM120 222H121V221H119V223H120ZM129 222H130V221H129ZM167 222H168V221H167ZM84 223H85V222H84ZM87 223H88V222H87ZM91 223H92V221H91ZM117 223H118V222H117ZM119 223H118V224H119ZM153 223H154V222H153ZM142 224H143V223H142ZM90 226H91V225H90ZM159 226H161V225H159ZM164 226H165V225H164ZM165 227H166V226H165ZM90 228H91V227H90ZM59 229L61 230L62 228H59ZM142 229H143V228H142ZM146 229H147V228H146ZM151 229H152V228H151ZM9 230H10V229H9ZM62 230H63V229H62ZM122 230H123V229H122ZM148 230H150V229H148ZM168 230H169V229H168ZM48 231H49V230H48ZM123 231H124V230H123ZM163 231H164V230H163ZM20 232H21V231H20ZM22 232H23V231H22ZM49 232H50V231H49ZM129 232H130V231H129ZM33 233H34V232H33ZM120 233H121V232H120ZM131 233H132V232H131ZM179 233H180V232H179ZM4 234H5V233H4ZM10 234H11V233H10ZM123 234H124V233H123ZM141 234H143V233H141ZM152 234H153V233H152ZM177 234H178V233H177ZM24 235H25V234H24ZM134 235H135V234H134ZM143 235H144V234H143ZM146 235H147V234H146ZM146 235L143 236V237H144V239H145L146 242H147L148 240H151V238L149 237V236H150L149 234H148L149 236L147 235V237H146ZM1 236H2V235H1ZM64 236H65V235H64ZM128 236H129V235H128ZM129 237H130V236H129ZM0 238H1V237H0ZM48 238H49V237H48ZM72 238H73V237H72ZM72 238H71V239H72ZM165 238H168V237L166 236ZM55 239H56V238H55ZM127 239H128V238H127ZM127 239H126V240H127ZM16 240H17V239H16ZM16 240H15V241H16ZM22 240H23V239H22ZM128 240H129V239H128ZM136 240H138V238H137ZM158 240H159V239H158ZM170 240H171V239H170ZM19 241H20V240H19ZM162 241H163V239H162ZM131 242H132V241H131ZM140 242H141V241H140ZM148 242H149L148 244H150V241H148ZM43 243H44V242H43ZM50 243H51V242H50ZM50 243H49V245H50ZM158 243H159V242H158ZM161 243H162V242H161ZM37 244H38V243L36 242V245H37ZM39 244H40V243H39ZM59 244H60V243H59ZM59 244H57V245H59ZM151 244H152V243H151ZM151 244H150V245H151ZM153 244H155V243H153ZM42 245H43V244H42ZM61 245H64V244H61ZM61 245H60V246H61ZM155 246H156V245H155ZM155 246H154V247H155ZM167 246H168V245H167ZM4 247H5V246H4ZM65 247H66V246H65ZM146 247H147V246H146ZM150 247H151V246H150ZM171 247H172V246H171ZM7 248H8V247H7ZM27 248H28V246H27ZM30 248H31V247H30ZM105 248H106V247H105ZM144 248H145V246H144ZM152 248H153V247H152ZM8 249H9V248H8ZM10 249H11V248H10ZM106 249H107V248H106ZM147 249H148V248H147ZM11 250H12V249H11ZM66 250H67V249H66ZM144 250H145V249H144ZM149 250H151V249L149 248L148 251H149ZM6 251H7V250H6ZM9 251H10V250H9ZM33 251H34V250H33ZM36 251H37V250H36ZM40 251H41V250H40ZM40 251H39V252H40ZM45 251H46V250H45ZM146 251H147V250H146ZM4 252H5V251H4ZM4 252H3V253H4ZM28 252H29V251H28ZM31 252H32V251H31ZM31 252H30V253H31ZM42 252H44V251H42ZM165 252H166V250H165ZM1 253H2V252H1ZM59 253H61V252H59ZM157 253H158V252H157ZM49 254H50V253H49ZM152 254H153V253H152ZM155 254H156V252H155ZM165 254H166V253H165ZM2 255H3V254H2ZM10 255H11V254H10ZM46 256H47V255H46ZM16 257H17V256H16ZM77 257H78V256H77ZM18 258H19V257H18ZM26 258H27V257H26ZM30 258H31V257H30ZM82 258H83V257H82ZM87 258H88V257H87ZM10 259H13V258L11 257ZM32 259H33V258H32ZM25 260H26V259H25ZM37 261H38V260H37ZM23 262H24V260H23ZM1 263H2V262H1ZM32 263H33V262H32ZM3 264H4V263H3ZM62 264H63V263H62Z\"/></svg>",
    "mask_w": 264,
    "mask_h": 264
}]
</instances>
